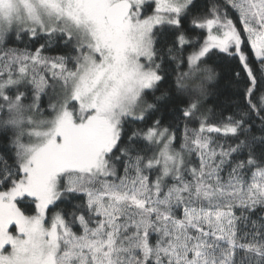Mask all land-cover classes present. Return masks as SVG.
I'll list each match as a JSON object with an SVG mask.
<instances>
[{"label":"snow or ice","instance_id":"snow-or-ice-1","mask_svg":"<svg viewBox=\"0 0 264 264\" xmlns=\"http://www.w3.org/2000/svg\"><path fill=\"white\" fill-rule=\"evenodd\" d=\"M0 264H264V0H0Z\"/></svg>","mask_w":264,"mask_h":264},{"label":"trees","instance_id":"trees-1","mask_svg":"<svg viewBox=\"0 0 264 264\" xmlns=\"http://www.w3.org/2000/svg\"><path fill=\"white\" fill-rule=\"evenodd\" d=\"M226 81H227V74H225L224 78L221 81V87H222V90L224 92V95H227L228 94V89H227ZM222 98L223 97H221V99Z\"/></svg>","mask_w":264,"mask_h":264}]
</instances>
